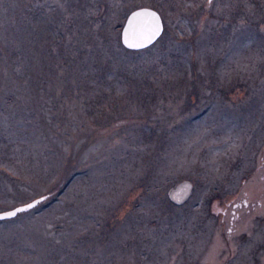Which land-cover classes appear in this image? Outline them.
<instances>
[{"label": "rangeland", "instance_id": "1", "mask_svg": "<svg viewBox=\"0 0 264 264\" xmlns=\"http://www.w3.org/2000/svg\"><path fill=\"white\" fill-rule=\"evenodd\" d=\"M43 194L0 264H264V0H0V211Z\"/></svg>", "mask_w": 264, "mask_h": 264}, {"label": "water", "instance_id": "2", "mask_svg": "<svg viewBox=\"0 0 264 264\" xmlns=\"http://www.w3.org/2000/svg\"><path fill=\"white\" fill-rule=\"evenodd\" d=\"M137 12H155L157 14V16L159 17V23L161 26V30H162V19L161 16L159 14V12L157 10H155L152 7H148V6H139L136 7L134 9H132L131 11H129V13L126 15L124 23L121 27L120 30V40L121 43L123 44L124 47L129 48V49H141L144 48L146 46H148L149 44H151L157 37L153 38L151 40V42H149L146 39V26L148 24V22L150 21V17L147 16H142V17H134V13ZM131 44H137L140 45L139 47H131ZM48 194H43L40 196H37L27 202L21 203V204H17L9 209L6 210H1L0 211V216H4L5 213L7 212H13L16 211L17 209H22V211H26L36 205H38L41 201H43ZM29 205H32V207H28ZM22 211H18V213L22 212ZM14 217V216H12ZM7 218H11V217H7ZM4 218V219H7Z\"/></svg>", "mask_w": 264, "mask_h": 264}, {"label": "snow or ice", "instance_id": "3", "mask_svg": "<svg viewBox=\"0 0 264 264\" xmlns=\"http://www.w3.org/2000/svg\"><path fill=\"white\" fill-rule=\"evenodd\" d=\"M57 2H59V0H57ZM208 2L211 4L212 0H208ZM65 3H69V0H65ZM62 9H64V4H60L59 5ZM70 6V5H69ZM65 11H67L68 9H64ZM70 16H74L76 15L75 13L69 12ZM134 17H142V16H147L150 17V21L148 22L147 26H146V39L151 42V40L157 36L160 35L161 33V26L159 23V17L157 16V14L155 12H137L133 14ZM131 47H139L140 45L137 44H131ZM28 207H32V205H29ZM18 211H22V209H17L16 211L13 212H7L5 213L4 216H0V219H4L7 217H12L15 216L17 214Z\"/></svg>", "mask_w": 264, "mask_h": 264}, {"label": "flooded vegetation", "instance_id": "4", "mask_svg": "<svg viewBox=\"0 0 264 264\" xmlns=\"http://www.w3.org/2000/svg\"><path fill=\"white\" fill-rule=\"evenodd\" d=\"M244 204H247L246 201H244Z\"/></svg>", "mask_w": 264, "mask_h": 264}, {"label": "trees", "instance_id": "5", "mask_svg": "<svg viewBox=\"0 0 264 264\" xmlns=\"http://www.w3.org/2000/svg\"><path fill=\"white\" fill-rule=\"evenodd\" d=\"M126 17V16H125ZM121 30V29H120Z\"/></svg>", "mask_w": 264, "mask_h": 264}]
</instances>
